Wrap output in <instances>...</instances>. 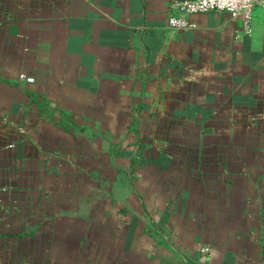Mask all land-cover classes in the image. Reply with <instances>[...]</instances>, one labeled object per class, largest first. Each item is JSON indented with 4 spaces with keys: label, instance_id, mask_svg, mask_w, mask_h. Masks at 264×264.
<instances>
[{
    "label": "crops",
    "instance_id": "1",
    "mask_svg": "<svg viewBox=\"0 0 264 264\" xmlns=\"http://www.w3.org/2000/svg\"><path fill=\"white\" fill-rule=\"evenodd\" d=\"M173 1L0 0V264H264V8Z\"/></svg>",
    "mask_w": 264,
    "mask_h": 264
},
{
    "label": "built area",
    "instance_id": "2",
    "mask_svg": "<svg viewBox=\"0 0 264 264\" xmlns=\"http://www.w3.org/2000/svg\"><path fill=\"white\" fill-rule=\"evenodd\" d=\"M264 8V0H174L167 18V27L172 30H190L195 24L190 16L207 11H226L233 18H240L249 31L256 8ZM22 80L34 82V77L20 74Z\"/></svg>",
    "mask_w": 264,
    "mask_h": 264
}]
</instances>
